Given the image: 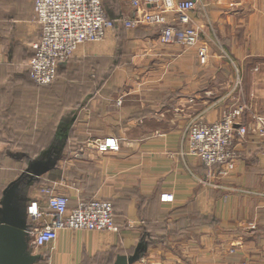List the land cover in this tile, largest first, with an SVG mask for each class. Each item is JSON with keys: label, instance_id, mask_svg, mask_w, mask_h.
Returning <instances> with one entry per match:
<instances>
[{"label": "crops", "instance_id": "obj_1", "mask_svg": "<svg viewBox=\"0 0 264 264\" xmlns=\"http://www.w3.org/2000/svg\"><path fill=\"white\" fill-rule=\"evenodd\" d=\"M34 2L0 0V152L14 143L17 125L11 122L26 129L32 124L26 122L40 120L42 129L49 127L51 111L58 113L55 161L29 171L37 175L18 193L32 264H114L135 254L132 264H264V196L243 192L225 199L223 190L200 184L196 178L205 167L186 154L183 139L194 117L216 122L239 105L242 122L264 114V0H196L189 16L199 41L192 47L160 44L156 26L109 31L100 41L80 44L60 70L59 86L77 89L80 97L57 90L55 97L16 98L41 30ZM166 20L175 24L177 15L168 13ZM36 101L41 107L32 109ZM112 137L119 139L116 151L93 144ZM237 149L241 157L228 177L264 188L256 142ZM17 161L0 158V209L15 181L13 165L23 162ZM40 184L54 186L69 207L91 197L109 200L117 230L64 229L54 241L34 246L28 208L36 202L46 210ZM162 194L172 199L162 201ZM38 220L51 219L43 214ZM231 247V253L224 250Z\"/></svg>", "mask_w": 264, "mask_h": 264}, {"label": "built area", "instance_id": "obj_2", "mask_svg": "<svg viewBox=\"0 0 264 264\" xmlns=\"http://www.w3.org/2000/svg\"><path fill=\"white\" fill-rule=\"evenodd\" d=\"M132 11L129 18L122 19L127 27L138 24H164L158 34L160 44L177 43L182 47L196 46L199 41V27L191 22L189 12L195 8L196 0H124ZM151 6L153 7L152 9ZM35 19L41 26V34L30 59L31 78L37 84H48L55 80L57 68L66 61L83 43L102 40L114 27L117 19L110 18L101 0H35ZM168 13L177 15V23L166 20ZM199 54L206 56L207 48L200 45ZM243 107H234L222 114L213 123L202 118H192L187 125L188 151L200 156L204 165L214 167L218 176L226 175L234 168L236 157L235 139L238 142L246 135H258L264 144V115L253 116L250 127L237 122ZM119 140L107 138L96 144L103 151L117 150ZM233 144V146H232ZM47 195L46 211L39 210L33 202L28 213L32 219L43 214L50 221L41 228L29 231L32 244L44 246L57 238L58 231L70 230H108L114 231L113 210L107 202L98 200L81 201L74 208L69 207L68 199ZM171 196L165 195V199Z\"/></svg>", "mask_w": 264, "mask_h": 264}, {"label": "rangeland", "instance_id": "obj_3", "mask_svg": "<svg viewBox=\"0 0 264 264\" xmlns=\"http://www.w3.org/2000/svg\"><path fill=\"white\" fill-rule=\"evenodd\" d=\"M101 1L103 3L104 9H105V12L107 13V15L112 19H117L116 22L114 23V27L111 28L109 31L110 32L113 31L114 33H119V34L122 32H125L127 29V24L124 23L122 21V19L129 18L130 15H132V11L129 8V6L124 2V0H101ZM152 8H149V9H152ZM109 14L116 15V16H111ZM138 25L151 26V25H146V24H138ZM138 25L133 26L131 28H135ZM155 26L159 27V33L161 32L162 28H164V24H159V25H155ZM155 26H152V27H155ZM40 28H41V26H40ZM40 34H41V30H40ZM39 37H40V35H39ZM36 43H37V41L34 42V44H33V52H32V55L30 56V58L28 60L27 72H26V81H23L20 83V84H22V86L18 87L14 91L13 96L16 98L17 97H23V98L31 97L32 99H40L42 97H44V98L45 97H55L57 95V90H58V92L60 93L59 96H67V97L78 96V97H80L77 89H73L71 86H69L66 89H62L61 86H59L60 83L58 82L60 80L59 79L60 70L62 69V67H64L65 65H67L71 62V59L73 58L74 52L66 61H63L62 63H60L58 65L57 75H56V78L54 81H52L48 84H37L31 78L30 59L33 57V55L35 53L34 47H35ZM223 91L226 92V90H223ZM240 91L243 94V90H240ZM242 98L245 99L243 96H242ZM36 102H37V104L34 103L32 105V109H38V107L39 108L41 107L38 105V101H36ZM117 104H119V103H117ZM239 106H241V105H239ZM14 113L16 114L17 120H18L20 114H18V111H15ZM33 113H36V111L33 110ZM48 113H50V112H48ZM243 113H244V108H243L242 114L237 119V122L250 127L254 121L253 116L247 122H242ZM262 115H264V114H262ZM54 116H58V113H54L53 111H51V115L49 114L47 116L49 119V122L47 123L49 127H45L42 129L39 128V124H40L39 121L40 120L34 121V122H26L27 125L29 123H32L31 127H26V129L23 128L24 127L23 125H18L21 123H17V121L11 122V125H13V126L17 125L15 131L12 130V134H15V137L10 138L11 140L14 141V143L10 144V146H7L6 144L4 145V147L2 148V150L0 152V158L4 159V157L9 156V157H13V158L20 159L21 161H23V162L17 161V162H21L19 164H21L23 166H20L18 163L16 165H13L14 168L16 169L15 180L21 174H25V173L28 174L29 171H34L33 169L36 167L38 168L41 161L42 162L48 161L50 163H52V162L54 163V161H55L54 146L56 144L55 136L53 135L54 130H55V118H54ZM195 118L198 119L199 117H195ZM44 119H45V117H44ZM35 123L37 124L36 127H35ZM188 123H187V125H188ZM187 125L184 129L185 136L183 137L184 143L186 144V151L185 152L187 155L196 156L201 160L200 156L192 154L188 151ZM104 139H107V138H103L101 141L95 140V142L93 143L97 147V149L102 151V152L111 150V149H107V150L103 151L99 148V145L96 144V142H99V143L103 142ZM116 139H118V138H116ZM250 139H252L254 142H256L257 147L260 148L259 154H260L261 160L264 164V144L261 141V137H259L258 135L251 134V135H246L244 138H242L240 140V142H238L237 139H235L236 142H234V145L236 148V157H235L234 167H235L236 161L239 160L241 157V152L239 149H237V145H240V144L243 145V144L247 143ZM232 146H233V144H232ZM45 149H48V150H45ZM118 149H119V142H118ZM20 150H23V152H21ZM113 151H116V150H113ZM201 162H202V160H201ZM202 164H203V162H202ZM204 167H205V174L202 177H197L196 178L197 181L200 184L208 185L211 188L215 187L217 189L223 190L225 199H227L231 195H237V194H241L243 192H246V195H247V193H251V194H255V195L260 196V197H261V195L264 196V188L253 190V188L246 187V186L241 185V184L237 185L236 183L232 182V179H230L228 177V175L234 170V168L233 169L230 168L229 169L230 171L226 175H223L221 177V176L217 175V170L214 167H208L206 165H204ZM216 181H218V182L216 183ZM261 183H262V185H264V173H263L262 178H261ZM222 184L224 185V187L222 186ZM242 188H244V189H242ZM38 189H39L38 190L39 194L41 196V200L45 204H46V200H47V195H45L43 193L44 189H50L53 195L65 196V195L59 193L55 189V187L51 186V185L40 184L38 186ZM247 190H250L252 192H247ZM165 195L171 196V198L165 199ZM90 199L91 200H98L101 202H107L110 204V207L113 210L111 202L109 200H105L102 198L91 197V198L81 200V201H86V200H90ZM171 199H172V195H169V194H162V196H161L162 201H169ZM81 201H79V202H81ZM68 202H69V199H68ZM36 205H37V203H36ZM76 206H74V207H76ZM74 207H70V208H74ZM38 219H35V220L32 219L34 222L35 228H41L42 226H44L47 223V222L43 223L42 220H38ZM113 220H114V212H113ZM247 224H249V222ZM114 225H115L114 231H116L117 226H116L115 221H114ZM91 231H94V230H91ZM96 231H102V230H96ZM106 231H108V230H106ZM27 232H28V228H27ZM234 248L235 247H233V250H232V247L231 248H224V250L231 253L234 251ZM29 250H31V249H29ZM176 264H178V263H176ZM215 264H227V263H225L224 261H219V262H216ZM241 264H246V263H241Z\"/></svg>", "mask_w": 264, "mask_h": 264}, {"label": "water", "instance_id": "obj_4", "mask_svg": "<svg viewBox=\"0 0 264 264\" xmlns=\"http://www.w3.org/2000/svg\"><path fill=\"white\" fill-rule=\"evenodd\" d=\"M30 182L37 175L28 174ZM21 178H17L5 190L0 209V264H32L34 258L27 250V223L25 212L18 201ZM137 254L114 264H132Z\"/></svg>", "mask_w": 264, "mask_h": 264}, {"label": "trees", "instance_id": "obj_5", "mask_svg": "<svg viewBox=\"0 0 264 264\" xmlns=\"http://www.w3.org/2000/svg\"><path fill=\"white\" fill-rule=\"evenodd\" d=\"M19 178H21V186H24L27 182L28 176L26 174H21Z\"/></svg>", "mask_w": 264, "mask_h": 264}]
</instances>
